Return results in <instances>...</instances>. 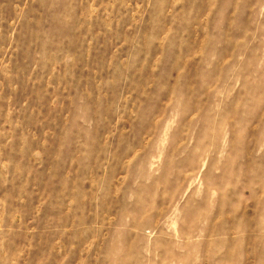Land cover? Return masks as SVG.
Instances as JSON below:
<instances>
[{"label":"rangeland","instance_id":"1","mask_svg":"<svg viewBox=\"0 0 264 264\" xmlns=\"http://www.w3.org/2000/svg\"><path fill=\"white\" fill-rule=\"evenodd\" d=\"M0 264H264V0H0Z\"/></svg>","mask_w":264,"mask_h":264}]
</instances>
